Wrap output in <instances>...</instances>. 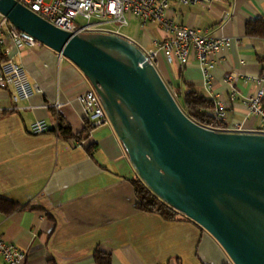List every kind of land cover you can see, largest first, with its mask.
I'll list each match as a JSON object with an SVG mask.
<instances>
[{
	"label": "crops",
	"instance_id": "crops-1",
	"mask_svg": "<svg viewBox=\"0 0 264 264\" xmlns=\"http://www.w3.org/2000/svg\"><path fill=\"white\" fill-rule=\"evenodd\" d=\"M167 15L209 36H229L232 44L219 53L209 84L194 59L181 67L160 52L156 67L164 80L173 87L191 83L207 98H222L228 105L226 129L242 125V132L255 133L262 123L249 113L246 97L264 72V0L174 2ZM136 21L142 36L131 37L139 44L151 47L165 38L159 23ZM5 40L11 44L7 35ZM57 53L40 42L11 52L42 92L11 110V89L0 88V193L18 203L9 214L0 212V238L26 252L22 264H98L97 249L110 254L111 264H234L192 219L169 220L137 207V173L121 140L112 124L86 129L77 97L91 84ZM229 74L237 76L234 101L225 80ZM56 101L58 110L51 106ZM36 120H45L50 129L32 134ZM61 124L70 135L60 132Z\"/></svg>",
	"mask_w": 264,
	"mask_h": 264
},
{
	"label": "water",
	"instance_id": "water-1",
	"mask_svg": "<svg viewBox=\"0 0 264 264\" xmlns=\"http://www.w3.org/2000/svg\"><path fill=\"white\" fill-rule=\"evenodd\" d=\"M0 12L80 68L152 192L214 236L234 264H264V134L192 120L125 37L74 34L17 0H0Z\"/></svg>",
	"mask_w": 264,
	"mask_h": 264
},
{
	"label": "built area",
	"instance_id": "built-area-1",
	"mask_svg": "<svg viewBox=\"0 0 264 264\" xmlns=\"http://www.w3.org/2000/svg\"><path fill=\"white\" fill-rule=\"evenodd\" d=\"M23 6L33 10L55 26L72 32L115 34L125 37L137 45L145 54L146 61L156 65L160 52H163L168 62H178L181 67L188 65L193 59L197 62L203 73L206 84L212 78V71L217 66L218 55L223 48L232 44L229 36H209L200 29L176 23L168 17L173 3L185 5L225 3L227 0H17ZM131 17L142 24L157 22L165 32V38L155 40L151 47H146L137 42L135 38L121 34V28L128 26ZM7 38L11 44L6 43ZM33 36L19 30L7 17L0 12V88H10L14 105L11 110L22 107L19 103L28 100L34 94L42 92L37 83H32L24 66L15 60L11 52L15 47L20 49L24 45L35 46L38 44ZM59 60L64 58L62 53H57ZM1 56L3 59H1ZM229 85L230 101L238 96L237 76H226ZM256 91L246 97L249 113L258 116L261 127L255 133L264 134V72L256 78ZM176 97L177 94L175 93ZM78 100L83 104L86 119L93 126L111 124L102 101L90 85L83 93L78 95ZM213 108L211 114L214 119L224 122L227 117V102L220 97L212 96ZM57 110L60 103L56 101L51 105ZM4 108L0 107V114ZM50 129L45 120H36L30 127L32 134H40ZM242 125H237L230 132H242ZM79 142L78 144H82ZM1 264H22L26 259V252L13 243L0 238Z\"/></svg>",
	"mask_w": 264,
	"mask_h": 264
},
{
	"label": "trees",
	"instance_id": "trees-1",
	"mask_svg": "<svg viewBox=\"0 0 264 264\" xmlns=\"http://www.w3.org/2000/svg\"><path fill=\"white\" fill-rule=\"evenodd\" d=\"M1 59L2 56H1ZM167 83V82H166ZM173 94H177L175 97L180 107L183 111L198 124L218 130L226 131V127L222 122L216 121L211 114V109L213 108V100L207 98L201 94L193 84L186 83L185 87H173L167 83ZM93 125L87 122L86 129L91 130ZM62 134L70 135V129L63 126L59 127ZM133 184L137 196V207L145 212H155L160 214L165 219L173 220L178 217L188 218L184 214L180 213L167 203H165L161 198H159L154 192H152L146 184L137 175L133 179ZM18 208V203L3 196L0 193V212L9 214ZM190 219V218H188ZM95 260L98 264H111V256L100 249H97L94 253Z\"/></svg>",
	"mask_w": 264,
	"mask_h": 264
},
{
	"label": "rangeland",
	"instance_id": "rangeland-1",
	"mask_svg": "<svg viewBox=\"0 0 264 264\" xmlns=\"http://www.w3.org/2000/svg\"><path fill=\"white\" fill-rule=\"evenodd\" d=\"M48 1V0H47ZM137 21L135 18L130 19L129 25L121 28V34L127 37H137L140 38L142 36V32L140 28H137Z\"/></svg>",
	"mask_w": 264,
	"mask_h": 264
}]
</instances>
